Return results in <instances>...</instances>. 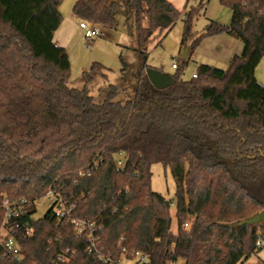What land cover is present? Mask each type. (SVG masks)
I'll return each mask as SVG.
<instances>
[{"label":"trees","instance_id":"trees-1","mask_svg":"<svg viewBox=\"0 0 264 264\" xmlns=\"http://www.w3.org/2000/svg\"><path fill=\"white\" fill-rule=\"evenodd\" d=\"M62 1L0 0V229L15 222L5 223V198L23 200L18 220L32 229L14 231L18 256L0 246V264H104L97 251L119 258L121 247L148 253L149 264H244L264 234L262 226L231 225L264 210V85L256 78L264 0H220L232 10L231 23L211 20L195 38L193 20L210 0L190 6L184 45L226 33L244 47L226 69L201 64L188 79L177 70L165 89L147 76V48L183 12L170 0H77L74 15L103 28L117 26L120 9L127 14L139 72L125 101L115 100V85L102 101L69 85L70 55L54 41ZM154 163L175 180L176 231L174 201L152 188ZM50 189L95 223V246L53 204L34 217Z\"/></svg>","mask_w":264,"mask_h":264},{"label":"rangeland","instance_id":"rangeland-1","mask_svg":"<svg viewBox=\"0 0 264 264\" xmlns=\"http://www.w3.org/2000/svg\"><path fill=\"white\" fill-rule=\"evenodd\" d=\"M77 0H63L60 6L64 21L55 32L54 41L57 45L67 49L71 60V87L86 88L95 101H102L107 96L111 85H115L118 93L115 100L125 101L136 93L139 54L137 38L126 26L127 14L123 9L117 12L118 24L115 28H102L106 35L95 38L91 43L85 38L79 19L72 17L73 6ZM174 4L183 12V16L175 26L163 36L156 38L147 48L148 64L168 74L179 70L185 79L191 78L198 72L201 64H208L226 69L234 54L241 53L244 47L242 40L226 33L205 37L192 47L195 37L201 35L211 20L228 25L232 20V10L222 4L220 0H210L193 20L192 31L194 38L186 45L182 43L184 32V14L190 6H197V0H174ZM94 24L93 22H90ZM95 25V24H94ZM97 25V24H96ZM190 47L188 61L184 64L183 52ZM101 63L103 68H93L94 63ZM179 64V69H173V63ZM256 78L264 85V58L256 68ZM152 188L172 199L171 208L172 229L177 230L176 217V184L171 169L162 163L152 165ZM52 198L46 195L37 202L35 218L46 215L52 206ZM7 239V232L0 229V243ZM256 257L264 263V247ZM183 264V260L179 261Z\"/></svg>","mask_w":264,"mask_h":264},{"label":"built area","instance_id":"built-area-1","mask_svg":"<svg viewBox=\"0 0 264 264\" xmlns=\"http://www.w3.org/2000/svg\"><path fill=\"white\" fill-rule=\"evenodd\" d=\"M79 26L82 28L84 32L85 38L91 43L95 38L99 36L106 35L105 32L102 30L101 26L91 24L89 21L85 19H79ZM178 63H173V68H177ZM197 74L194 73L193 76L195 77ZM121 163V161H120ZM52 198V204L54 206L55 211L59 215V217L63 220H67L73 224L75 229L78 233L82 234L85 232H90V239L93 242V246L96 244V237L92 235L93 229L95 227V223L89 220L81 219L73 214V209L75 204L70 202L64 197L58 196L55 190L50 189L47 193ZM23 200L12 202L8 198H5L2 202V207L5 209L6 217L5 223L9 222V220L15 219V222L12 226L6 227L4 226L1 229H4L7 232V239L4 243H0V246L4 248L7 253H11L15 256H18L19 245L17 242L16 237L14 236V231L18 228L24 229V234L29 235L32 232V229L29 227L27 223H24L18 218L24 213L23 209ZM190 216H188L187 221L183 224V228L187 229L190 227ZM256 246L258 248L264 247V234L259 233ZM121 256L119 258H115L112 255H103L97 251L100 258L104 260V264H149L150 256L148 253L143 251H136L131 255L128 254L126 248L121 247ZM60 259H64L63 256L59 257ZM167 264H179V261L171 260Z\"/></svg>","mask_w":264,"mask_h":264},{"label":"water","instance_id":"water-1","mask_svg":"<svg viewBox=\"0 0 264 264\" xmlns=\"http://www.w3.org/2000/svg\"><path fill=\"white\" fill-rule=\"evenodd\" d=\"M183 58H188V47L184 49ZM146 72L153 86L158 89H165L174 83V79L171 74L165 73L158 68L149 66ZM231 225L234 227L242 225H249L255 228L260 226L264 227V210L258 211L245 219L234 222Z\"/></svg>","mask_w":264,"mask_h":264},{"label":"crops","instance_id":"crops-1","mask_svg":"<svg viewBox=\"0 0 264 264\" xmlns=\"http://www.w3.org/2000/svg\"><path fill=\"white\" fill-rule=\"evenodd\" d=\"M173 4H174V0H170ZM175 5V4H174ZM176 6V5H175ZM177 7V6H176ZM178 8V7H177ZM61 11V10H60ZM72 17H73V19H75V20H78L79 18L77 17V16H75L74 15V13H73V11H72ZM63 21H64V16H63V20H62V23H63ZM62 23H61V25H62ZM61 25H60V27H61ZM59 27V28H60ZM190 47H188V55L190 54ZM173 67V66H172ZM173 69H175V68H173ZM244 264H264L261 260H259L257 257H256V255H253V256H251Z\"/></svg>","mask_w":264,"mask_h":264}]
</instances>
